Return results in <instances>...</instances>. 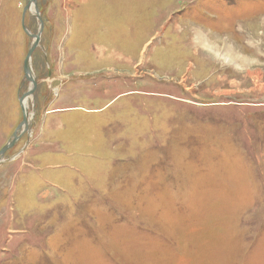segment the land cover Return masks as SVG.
I'll return each mask as SVG.
<instances>
[{"label":"rangeland","instance_id":"374dc122","mask_svg":"<svg viewBox=\"0 0 264 264\" xmlns=\"http://www.w3.org/2000/svg\"><path fill=\"white\" fill-rule=\"evenodd\" d=\"M36 1L0 264H264V0ZM29 3L0 0V152Z\"/></svg>","mask_w":264,"mask_h":264},{"label":"water","instance_id":"95a60500","mask_svg":"<svg viewBox=\"0 0 264 264\" xmlns=\"http://www.w3.org/2000/svg\"><path fill=\"white\" fill-rule=\"evenodd\" d=\"M37 1L36 0H30V3L28 4V6L26 7L25 11H31V8L32 6L34 5V11H35V15L36 17L39 19L40 21V31H38V33L36 35H32L25 27V25H23L25 31L31 35L33 38H34V43L33 45L31 46L30 48V51L28 53V56L25 60V63H24V72H25V78L27 81L31 82L33 85H34V88L31 89V91H28L27 93H25L21 98H20V105L22 106V109H23V112H24V122L19 126L18 130L15 132V135L13 137V139L10 141V143L5 146L3 148V150L0 152V165L2 164V159H3V156L5 154V152L7 151V149L11 146H13L20 138V133L22 132L23 133V127L24 125H26L27 123V113H26V110H25V107H24V99L31 96L32 93L34 92V89L36 87V83H35V80L34 78L30 77V67H31V58H32V55H33V52L37 49V47L39 46L40 44V40H41V33H42V29H43V21H42V17L40 16V12H39V9L37 8V5H36ZM4 162V161H3Z\"/></svg>","mask_w":264,"mask_h":264},{"label":"bare ground","instance_id":"6f19581e","mask_svg":"<svg viewBox=\"0 0 264 264\" xmlns=\"http://www.w3.org/2000/svg\"><path fill=\"white\" fill-rule=\"evenodd\" d=\"M31 12L32 13H34L33 12V6H32V8H31ZM30 69H31V71H30V77H32V78H34V73H33V70H32V67H30ZM35 80V79H34ZM28 98L29 97H27V98H25L24 99V107H25V110H26V113H27V123H26V125H24V127H23V130L27 127V126H29V123H30V121H31V118H32V115L30 114V112H29V102H28Z\"/></svg>","mask_w":264,"mask_h":264}]
</instances>
